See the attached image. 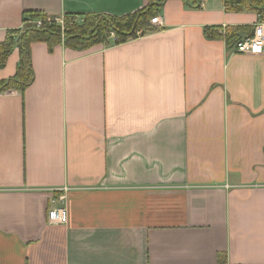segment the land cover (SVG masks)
Instances as JSON below:
<instances>
[{
    "label": "crops",
    "instance_id": "crops-1",
    "mask_svg": "<svg viewBox=\"0 0 264 264\" xmlns=\"http://www.w3.org/2000/svg\"><path fill=\"white\" fill-rule=\"evenodd\" d=\"M148 2L0 0V41L27 10ZM202 3L167 0L162 26L121 44H32L35 80L0 92V264H264V52L204 35L260 16Z\"/></svg>",
    "mask_w": 264,
    "mask_h": 264
},
{
    "label": "trees",
    "instance_id": "trees-1",
    "mask_svg": "<svg viewBox=\"0 0 264 264\" xmlns=\"http://www.w3.org/2000/svg\"><path fill=\"white\" fill-rule=\"evenodd\" d=\"M167 0H149L148 4L134 13L122 16L104 13H86L83 21L81 16L66 13L63 24L55 20L47 22L42 27L36 25L39 19L47 20L48 14L41 10H27L22 14V25L8 29L3 41H0V68L5 67L7 59L18 48L19 61L14 76L0 81V92L18 90L22 93L35 80L32 59V44L45 42L50 51L62 44L76 50H86L98 44H121L130 39L138 38L154 29L151 19L163 11ZM194 7H199L198 0H183ZM229 11L251 10L264 15V0H222ZM252 26L226 27L223 34L222 26L210 25L204 27V35L208 39H224L227 46L232 48L242 38L239 31ZM113 39V41H111ZM220 263L226 264V254H219Z\"/></svg>",
    "mask_w": 264,
    "mask_h": 264
},
{
    "label": "built area",
    "instance_id": "built-area-1",
    "mask_svg": "<svg viewBox=\"0 0 264 264\" xmlns=\"http://www.w3.org/2000/svg\"><path fill=\"white\" fill-rule=\"evenodd\" d=\"M200 5H203L202 0H198ZM63 24V17L51 18L48 15L47 20L39 19L36 21L38 27H42L47 22L53 20ZM152 26H162V17L157 15L151 19ZM223 34L226 33V26L222 27ZM234 51L238 53L262 54L264 52V15L254 24V29L251 34L243 36L234 45ZM64 197H62L63 199ZM56 202V200H55ZM54 202V203H55ZM48 220L50 223H65L67 221V210L65 207L53 205L48 211Z\"/></svg>",
    "mask_w": 264,
    "mask_h": 264
},
{
    "label": "rangeland",
    "instance_id": "rangeland-1",
    "mask_svg": "<svg viewBox=\"0 0 264 264\" xmlns=\"http://www.w3.org/2000/svg\"><path fill=\"white\" fill-rule=\"evenodd\" d=\"M62 17H63V16H62ZM62 17H59V19L62 18ZM78 20L82 22V21H83V17H82V16L79 17ZM55 21H57V20L55 19ZM111 41H113V39H111Z\"/></svg>",
    "mask_w": 264,
    "mask_h": 264
}]
</instances>
